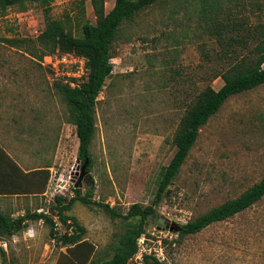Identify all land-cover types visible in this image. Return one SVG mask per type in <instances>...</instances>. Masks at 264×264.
<instances>
[{
  "label": "rangeland",
  "instance_id": "obj_1",
  "mask_svg": "<svg viewBox=\"0 0 264 264\" xmlns=\"http://www.w3.org/2000/svg\"><path fill=\"white\" fill-rule=\"evenodd\" d=\"M205 2L160 1L125 22L113 42V72L96 105L91 171L83 183L84 190L94 187L93 202L75 200L68 211L86 228L84 237L93 245L92 262L84 264L111 258L122 234L139 222L114 216L100 203L122 214L133 203L150 205L159 173L176 151L174 134L194 92L208 83L216 89L223 84L214 76L225 65L223 43L202 13ZM219 2L218 17L225 22L231 11L234 20L264 23V0ZM114 4L115 0H104L105 12ZM48 18L60 20L77 36L83 34L85 22H97L92 0H55L49 7L28 2L23 8L15 5L0 11V124L14 151H31L39 158L36 164L50 165L42 212L51 215L55 231L63 234L71 226L52 206L57 194L75 196L72 177L79 138L70 105L56 85L59 80L42 65L40 47L31 53L27 42L5 41L35 39ZM15 109L22 114H14ZM262 178L264 84L231 97L201 128L179 175L156 206L153 221L146 225L152 254L162 252L164 264H264V197L198 233L180 236L170 230L237 197ZM57 185H63L60 191ZM161 216L166 225H158ZM52 227L34 219L23 231L2 237L7 249L4 254L0 250V264H81L84 252L74 254L54 240Z\"/></svg>",
  "mask_w": 264,
  "mask_h": 264
},
{
  "label": "trees",
  "instance_id": "obj_2",
  "mask_svg": "<svg viewBox=\"0 0 264 264\" xmlns=\"http://www.w3.org/2000/svg\"><path fill=\"white\" fill-rule=\"evenodd\" d=\"M53 1L55 0H0V11L4 12L15 5L23 8L28 2H41L49 7ZM160 1L163 0H115L112 9L105 12L104 0H92L97 22L96 24L85 22L81 36L73 34L60 20L48 18L45 28L35 39H5L11 45H21L27 42L31 53H35L40 47L41 58L57 49L64 52H75L88 58L89 74L79 87L72 88L60 82L56 85L70 105V120L76 125L79 138L78 158L82 162L89 159V172L92 164L91 144L96 132V105L107 78L113 72V42L125 22L133 21L140 13ZM220 7L219 0H206L201 10L211 20V28H214V31L211 28L210 31L214 32L219 41L223 43L221 59L225 65L219 72L214 73L215 77L222 78L223 84L216 89L208 83L203 89L194 92L174 134L173 141L176 151L168 165L163 167L159 173L156 194L150 205L142 206L139 203H133L128 212L122 214L111 208L109 204L100 203L114 216H123L128 219L139 218V222L130 226L122 234L113 256L102 261L101 264H127L129 258L138 250V238L146 233L149 214L155 211L156 206L165 197L170 185L179 175L191 149L199 138L201 128L221 110L231 97L264 84V23L249 25L244 20H234L231 17L233 15L231 11L227 14L229 21L225 22L218 17ZM224 31H228L229 34L223 35ZM74 192L75 196L72 198L61 194L55 195L52 206V210L58 212L62 222L71 226L73 229L71 233L58 234L54 229V221L48 213L27 212L13 218L0 211V239L23 231L27 227L28 220L43 219L53 225L51 234L59 243L68 246L70 252L74 254L84 252L83 257L80 258L81 264L92 262L93 245L84 237L86 228L75 215L69 214L68 211L71 210L75 200H80L86 205L91 204L94 187H88L84 192L75 187ZM263 197L264 178L249 186L237 197L228 199L198 217L178 225L176 232L180 236L198 233L215 222L227 220L246 210ZM167 241L163 239L164 243ZM0 250L4 254L1 246ZM142 264H164V262L155 254H145Z\"/></svg>",
  "mask_w": 264,
  "mask_h": 264
},
{
  "label": "crops",
  "instance_id": "obj_3",
  "mask_svg": "<svg viewBox=\"0 0 264 264\" xmlns=\"http://www.w3.org/2000/svg\"><path fill=\"white\" fill-rule=\"evenodd\" d=\"M14 114L22 113L15 109ZM1 129L0 124V211L13 218L27 212H42L49 193L51 167L46 162L36 164L39 158L31 151H14ZM0 242L6 250V240Z\"/></svg>",
  "mask_w": 264,
  "mask_h": 264
},
{
  "label": "built area",
  "instance_id": "obj_4",
  "mask_svg": "<svg viewBox=\"0 0 264 264\" xmlns=\"http://www.w3.org/2000/svg\"><path fill=\"white\" fill-rule=\"evenodd\" d=\"M41 63L48 71L52 72L51 77L54 80H59V82L72 88L79 87L87 79L89 74L88 58L75 52H50L43 56ZM63 185H57L56 191H60ZM72 231L73 229L70 228L69 233ZM55 239L56 237H54ZM146 240L147 237L143 233L138 238L137 252L129 258L127 264H142L144 262V255L152 254L151 248L146 243ZM0 245H2L1 242ZM160 253H155L159 259H161V255L163 254L162 252Z\"/></svg>",
  "mask_w": 264,
  "mask_h": 264
},
{
  "label": "water",
  "instance_id": "obj_5",
  "mask_svg": "<svg viewBox=\"0 0 264 264\" xmlns=\"http://www.w3.org/2000/svg\"><path fill=\"white\" fill-rule=\"evenodd\" d=\"M89 163H90L89 159H86L84 162H82V160L80 158H78L77 159V167H76L77 171L74 174V177H72V182L74 183L75 187L83 190V192H84V189H83L84 178L87 174H89V170H88ZM154 214H155V212H152L149 214L148 219L150 222L153 221L152 215H154ZM162 222L167 223V221L165 220V218L163 216L160 217V219L158 221V225H160ZM176 229H174V226L170 227L171 231L176 230Z\"/></svg>",
  "mask_w": 264,
  "mask_h": 264
},
{
  "label": "flooded vegetation",
  "instance_id": "obj_6",
  "mask_svg": "<svg viewBox=\"0 0 264 264\" xmlns=\"http://www.w3.org/2000/svg\"><path fill=\"white\" fill-rule=\"evenodd\" d=\"M85 177H86V178H89V177H90V175H89V174H87ZM162 224H163V225H166V222H163Z\"/></svg>",
  "mask_w": 264,
  "mask_h": 264
}]
</instances>
